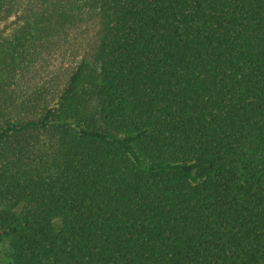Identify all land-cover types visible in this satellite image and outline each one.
I'll use <instances>...</instances> for the list:
<instances>
[{
    "label": "trees",
    "instance_id": "16d2710c",
    "mask_svg": "<svg viewBox=\"0 0 264 264\" xmlns=\"http://www.w3.org/2000/svg\"><path fill=\"white\" fill-rule=\"evenodd\" d=\"M0 264H264V0H0Z\"/></svg>",
    "mask_w": 264,
    "mask_h": 264
},
{
    "label": "rangeland",
    "instance_id": "374dc122",
    "mask_svg": "<svg viewBox=\"0 0 264 264\" xmlns=\"http://www.w3.org/2000/svg\"><path fill=\"white\" fill-rule=\"evenodd\" d=\"M5 248H6L5 246H0V250H1V251H4Z\"/></svg>",
    "mask_w": 264,
    "mask_h": 264
}]
</instances>
